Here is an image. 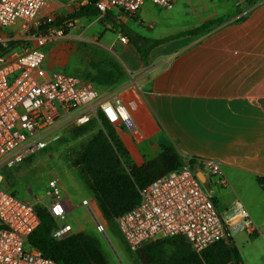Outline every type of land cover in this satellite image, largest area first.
Here are the masks:
<instances>
[{"label":"crops","instance_id":"0c3cea01","mask_svg":"<svg viewBox=\"0 0 264 264\" xmlns=\"http://www.w3.org/2000/svg\"><path fill=\"white\" fill-rule=\"evenodd\" d=\"M245 1L174 0L166 8L145 2L131 17L112 9L98 13L109 23L97 35L93 30L97 23L85 24L92 10L81 9L89 0H49L44 16L72 20L64 38L45 45L43 67L47 73H67L76 55L81 67L70 75L87 79L99 93L135 101L133 129L114 127L130 163L142 166L158 157L164 146L174 148L182 162L185 157L218 160L226 185L211 183L210 178L207 183L215 208L227 223L231 245L243 264H264V0L252 5ZM174 5L183 14L173 30L153 31L155 23L147 11ZM216 19L223 21L206 33L168 38ZM107 30L114 32L113 39L104 38ZM132 33L146 42L131 38ZM92 62L112 72L115 82L86 78L96 73ZM60 186L71 211L82 208L88 214L80 205L86 199L101 215L91 193L89 198L81 195L75 181ZM239 207L257 233L243 229Z\"/></svg>","mask_w":264,"mask_h":264},{"label":"built area","instance_id":"2783aa9c","mask_svg":"<svg viewBox=\"0 0 264 264\" xmlns=\"http://www.w3.org/2000/svg\"><path fill=\"white\" fill-rule=\"evenodd\" d=\"M173 1L96 0L94 6L101 15L116 9L131 17L145 2L166 8ZM48 2L0 0V44L6 47L10 41H22L20 52L13 47L0 54V264H57L28 242L40 222L39 207L45 208L56 223L51 233L55 240L77 232L66 221L71 208L63 200L57 179L50 178L43 196L31 202L1 186L2 171L46 149L68 126L86 124L96 119L98 113L113 128L133 129L131 114L136 108L133 99L121 100L99 93L83 77L45 71V45L65 36L60 27L45 33L38 31L40 25L54 20L43 15ZM13 26H18L15 36L2 34ZM120 41L125 42V36ZM197 172L202 174L203 182ZM211 177L216 184L226 185L218 160L185 157L178 168L140 188L138 203L114 220L127 248L136 252L157 239L181 236L192 251L200 254L218 241H228L227 223L215 208L212 191L203 187ZM80 205L88 209L96 232L104 234L105 226L89 201L83 199ZM239 212L243 229L257 233L243 207H239Z\"/></svg>","mask_w":264,"mask_h":264},{"label":"trees","instance_id":"16d2710c","mask_svg":"<svg viewBox=\"0 0 264 264\" xmlns=\"http://www.w3.org/2000/svg\"><path fill=\"white\" fill-rule=\"evenodd\" d=\"M95 1L89 0L88 5L81 9L86 12L92 10V15H98L99 12L94 6ZM256 1L258 0H250V5ZM73 16H78V13ZM71 20L70 16L57 17L49 23L40 25L38 31L45 33L50 28L60 27L66 35V25ZM222 21L223 19L209 20L192 30L168 38L203 34ZM139 38L146 42L144 38L140 36ZM19 44H22V41H10L6 47L0 44V54ZM138 51L141 57L146 56V53L139 48ZM90 67L96 73L94 75L89 73L86 78L94 83H100L102 80L107 83L115 82L113 73L102 69L99 63L92 62ZM116 73L121 74L118 69ZM95 122L99 123L101 128L81 146L75 165L80 167L83 176L87 179L88 188L101 215L105 220L112 222L117 216L138 203L140 188L178 168L182 159L174 148L164 146L158 157L142 166L130 163L114 128L101 113L97 114L96 119L80 125L70 133L77 137L89 129V124H95ZM38 216L40 222L30 234L28 242L44 257L52 259L57 264H108L95 239L83 232H76L57 241L51 235L56 227L53 217L43 207L38 208ZM135 254L142 264H227L230 262L243 264L238 250L229 242L218 241L197 254L181 236L149 242L139 248Z\"/></svg>","mask_w":264,"mask_h":264},{"label":"rangeland","instance_id":"374dc122","mask_svg":"<svg viewBox=\"0 0 264 264\" xmlns=\"http://www.w3.org/2000/svg\"><path fill=\"white\" fill-rule=\"evenodd\" d=\"M245 3L246 5H250V0H246ZM147 12L151 20L155 23L153 28L155 32L167 29L173 30L183 14L182 10H180V7L177 5L166 10L162 8H151ZM95 23L97 24L94 26L93 30H96L97 35H100L103 32L102 26L109 23V20L101 15H92L85 24L87 26L91 25L92 27ZM138 23L141 24V22ZM68 26L69 25L66 26V29ZM17 32L18 26H13L12 28L6 29L2 34L15 36ZM113 33L114 32L107 30L104 38L113 39ZM132 35L131 38L136 37L139 42L142 41L138 34L132 33ZM20 36H22V34H20ZM71 39L80 41V39L82 40L83 38L72 36ZM14 51L20 52V46L16 45ZM77 67H81V61L76 58V55H73L70 63L67 65V73L71 74ZM78 127L77 125L68 126L62 130L60 138L46 149L28 156L20 164L11 169L3 170L1 185L4 188L13 190L18 198H24L33 202L38 197L43 196L47 181L50 178H55L60 184L75 181L80 186L81 195L89 198L92 193L88 188L87 179L83 176L80 167L75 165V160L81 146L84 145L90 136L100 129L101 126L96 122L95 124H89V129L87 131L75 137L70 132ZM210 179L211 183H213L214 178L211 177ZM203 187L206 190L212 189V186L208 183H203ZM97 217L105 226L104 234L96 232L95 222L92 216L89 213L85 214L82 208H74L69 212L66 221L70 223L76 231L83 232L97 241L108 264H142L137 259L135 251H131L127 248L116 227L115 221L109 222L100 214H97ZM226 242L231 243L230 241Z\"/></svg>","mask_w":264,"mask_h":264},{"label":"water","instance_id":"95a60500","mask_svg":"<svg viewBox=\"0 0 264 264\" xmlns=\"http://www.w3.org/2000/svg\"><path fill=\"white\" fill-rule=\"evenodd\" d=\"M196 176L199 178V180H200L201 182H203L204 178H203V176H202V174H201L200 172H197V173H196Z\"/></svg>","mask_w":264,"mask_h":264}]
</instances>
